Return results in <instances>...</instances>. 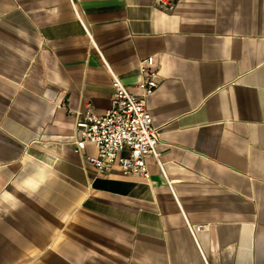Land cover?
Instances as JSON below:
<instances>
[{
  "label": "crops",
  "instance_id": "obj_1",
  "mask_svg": "<svg viewBox=\"0 0 264 264\" xmlns=\"http://www.w3.org/2000/svg\"><path fill=\"white\" fill-rule=\"evenodd\" d=\"M148 72L158 158L99 173ZM0 264H264V0H0Z\"/></svg>",
  "mask_w": 264,
  "mask_h": 264
},
{
  "label": "built area",
  "instance_id": "obj_2",
  "mask_svg": "<svg viewBox=\"0 0 264 264\" xmlns=\"http://www.w3.org/2000/svg\"><path fill=\"white\" fill-rule=\"evenodd\" d=\"M159 6L172 8L173 0H156ZM148 59L141 62L145 72ZM112 75L113 95L111 107L97 115L90 108L77 117L76 151L84 150L87 143L96 148V155H87L85 162L94 166L99 173L107 172L117 164L125 173L148 176L144 158H158L157 144L160 131L154 126L152 114L147 106L148 97L157 86L155 73L148 72L132 93L119 78ZM192 231L191 227H189Z\"/></svg>",
  "mask_w": 264,
  "mask_h": 264
}]
</instances>
